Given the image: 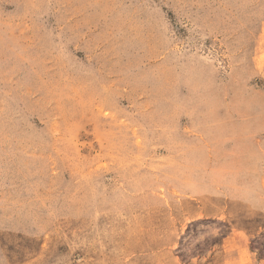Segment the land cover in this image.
<instances>
[{"label":"rangeland","instance_id":"1","mask_svg":"<svg viewBox=\"0 0 264 264\" xmlns=\"http://www.w3.org/2000/svg\"><path fill=\"white\" fill-rule=\"evenodd\" d=\"M251 187L264 0H0V264H206L231 217L262 250Z\"/></svg>","mask_w":264,"mask_h":264},{"label":"crops","instance_id":"2","mask_svg":"<svg viewBox=\"0 0 264 264\" xmlns=\"http://www.w3.org/2000/svg\"><path fill=\"white\" fill-rule=\"evenodd\" d=\"M246 188L248 189L249 187ZM252 190L256 194V200L254 199V203H251V207H260L262 210L261 212L264 213V187H251L249 192L253 194ZM258 199H261L262 202H257ZM258 203H261V205H257ZM246 204L247 201L244 205ZM232 218L233 217L227 219V221L230 222L227 226V229L229 228V230H227L219 238V244L217 245L219 247V251H216V246H210V255L212 256L210 261L206 264H264V249L260 250L251 246L252 240L259 233L260 226L258 225L254 229H251L249 227L250 222L243 225H235L234 218ZM261 223H264V215L262 217Z\"/></svg>","mask_w":264,"mask_h":264}]
</instances>
